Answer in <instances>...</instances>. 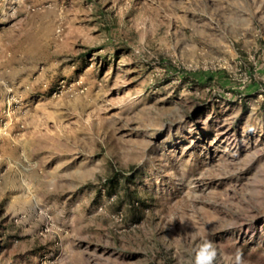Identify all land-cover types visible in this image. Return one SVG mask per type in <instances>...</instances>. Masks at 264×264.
I'll list each match as a JSON object with an SVG mask.
<instances>
[{
  "label": "rangeland",
  "instance_id": "374dc122",
  "mask_svg": "<svg viewBox=\"0 0 264 264\" xmlns=\"http://www.w3.org/2000/svg\"><path fill=\"white\" fill-rule=\"evenodd\" d=\"M0 3V264H264V0Z\"/></svg>",
  "mask_w": 264,
  "mask_h": 264
},
{
  "label": "clouds",
  "instance_id": "9594fccd",
  "mask_svg": "<svg viewBox=\"0 0 264 264\" xmlns=\"http://www.w3.org/2000/svg\"><path fill=\"white\" fill-rule=\"evenodd\" d=\"M217 255L216 249L210 241H205L196 254L195 264H213ZM237 264H240V255L236 257Z\"/></svg>",
  "mask_w": 264,
  "mask_h": 264
},
{
  "label": "crops",
  "instance_id": "0c3cea01",
  "mask_svg": "<svg viewBox=\"0 0 264 264\" xmlns=\"http://www.w3.org/2000/svg\"><path fill=\"white\" fill-rule=\"evenodd\" d=\"M5 0H3V2H4ZM1 4V3H0ZM6 3H4V4H1L0 5V13H1V15H0V32L1 31H4L6 28L5 27H7L8 26V24H6L5 23V18H6V11H5V9H6ZM22 22V21H21ZM21 25V24H20ZM13 27H15V26H13ZM2 36H1V33H0V38H1Z\"/></svg>",
  "mask_w": 264,
  "mask_h": 264
},
{
  "label": "built area",
  "instance_id": "2783aa9c",
  "mask_svg": "<svg viewBox=\"0 0 264 264\" xmlns=\"http://www.w3.org/2000/svg\"><path fill=\"white\" fill-rule=\"evenodd\" d=\"M54 34L56 40H61L63 37V27L57 26Z\"/></svg>",
  "mask_w": 264,
  "mask_h": 264
}]
</instances>
